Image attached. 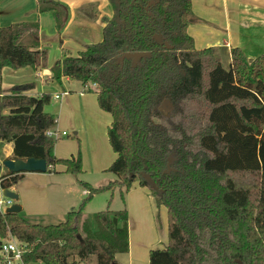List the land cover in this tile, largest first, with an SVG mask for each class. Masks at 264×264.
<instances>
[{
	"label": "trees",
	"instance_id": "trees-1",
	"mask_svg": "<svg viewBox=\"0 0 264 264\" xmlns=\"http://www.w3.org/2000/svg\"><path fill=\"white\" fill-rule=\"evenodd\" d=\"M36 2L60 30L65 5ZM108 2L112 14L101 40L58 59L52 78L79 81L111 114L107 137L116 157L108 171L117 178L99 188L84 183L88 197L57 224L0 212V245L9 235L26 244L25 263L95 257V264H121L116 255L129 247L127 209L99 211L81 225L79 218L95 192L119 187L123 198L136 180L167 210V243L150 249L148 264H264V53L248 59L233 47L225 68L212 47L197 49L187 32L191 0ZM37 28L0 26V142L12 144L14 158H43L46 171L59 172L61 164V172L77 174L80 156L56 157L55 139L46 135L55 124L44 110L49 93L27 94L32 83L7 93L1 87L4 66L44 64ZM129 52L147 55L124 57ZM21 176L0 175V188Z\"/></svg>",
	"mask_w": 264,
	"mask_h": 264
},
{
	"label": "rangeland",
	"instance_id": "rangeland-1",
	"mask_svg": "<svg viewBox=\"0 0 264 264\" xmlns=\"http://www.w3.org/2000/svg\"><path fill=\"white\" fill-rule=\"evenodd\" d=\"M60 2L62 3V0ZM9 3H11L9 0H0V25L10 22L38 23L47 51L45 67L54 66L57 59H61L64 55H76L85 43L100 40L102 37L100 24L102 18H105V12L110 9L108 0H80V5L71 9L65 5L67 29L62 31L63 43L61 44L58 40V31L61 29L57 31L51 12H42V17L39 19L35 11L27 14L28 19L23 12H26L32 4L23 2L12 7ZM19 11L23 14L20 15ZM220 55V53L215 54L227 68L229 63ZM41 70L31 65L19 68L7 66L1 87L4 89L17 84L32 83L31 90L35 93L39 95L49 93L50 101L44 106V110L54 114L56 121L58 119V123L55 121L53 128L67 133L60 138H55L54 155L58 158L79 155L82 171L77 174L61 172L63 166L58 164L55 168L59 172H25L24 176L12 185L13 191L19 196V199L13 200V203L16 202L21 206L19 213L29 222L57 224L66 219L70 209L78 208L88 197L84 183L99 188L117 178L113 172L108 171V167L116 157L107 137L112 116L99 107L95 93L84 91L81 95H86L81 98L77 92L82 87L79 81L63 80V87L51 83L45 84L44 77L36 76L38 71L42 72ZM62 89L70 90L66 94L71 95L76 106L73 111L65 105V94L58 99L54 97L55 94H60ZM1 145L0 162L12 157V155L4 157ZM5 173L7 171L3 169L1 175ZM139 187L134 180L131 188L123 194V198L119 187L98 190L86 200L79 218L81 225L84 220H94V214L99 211L108 208L110 210L127 209L129 248L127 252L116 255L117 261L121 264H148L150 249H162L167 243L166 207L163 204L157 205L154 197L153 199L150 197L148 190H142ZM11 237L9 235L7 238ZM26 264L44 263L30 261ZM77 264H95V257Z\"/></svg>",
	"mask_w": 264,
	"mask_h": 264
},
{
	"label": "crops",
	"instance_id": "crops-1",
	"mask_svg": "<svg viewBox=\"0 0 264 264\" xmlns=\"http://www.w3.org/2000/svg\"><path fill=\"white\" fill-rule=\"evenodd\" d=\"M9 1H11V3L9 4H11L12 7H14L16 4L20 5L23 2L28 4L30 3L32 5L30 8H28L26 12L25 11L23 12L26 13L24 15L27 16V14H31L32 12L37 11V18L40 19L42 17L41 12H38L37 10L36 0H9ZM62 4L66 5L67 7H69V9H71L72 7L74 8L80 5V0H62ZM33 8H35V10ZM191 9H192V19L187 26V32L193 38L194 45L197 49L212 47L214 53L215 54L220 53L221 54L220 56L223 57V59L228 63H230L229 51L233 47L240 48L248 59H253L259 54L264 53V0H191ZM23 13L20 12V15H22ZM111 14H112V9L110 6V9L105 12V18H102V22L100 24L101 35H102V27L106 22V17L109 19ZM12 23L13 22H10L0 26H6ZM66 23L67 21L65 20V23L61 28V31L57 30L59 34L58 40L59 43L61 44L63 43V38L61 37L62 31L63 30L66 31L67 29ZM35 24L38 25V23ZM36 33H37L36 36L37 48L46 49L44 47V41H43L44 38L42 36V32L39 29V25L36 30ZM6 67L7 66H4L1 69V85L3 83V76ZM37 67L42 69L41 70L42 72L38 71L36 76H39L40 78L44 77L45 84L51 83L52 85L55 84L63 87V80L71 81L70 79L64 76L61 77L59 81L53 79L52 78L53 66L45 67V64L41 63L34 66L35 69ZM9 88L10 86L8 88L5 87L2 90L4 91V93H7V90ZM84 88L85 86L82 85L81 89L77 90V92H79L78 93L79 95H81V93L84 92ZM66 92H70V90L62 89L60 94H57L59 97H57L56 99L60 98V96L65 94L64 95L66 96L65 105L69 106L70 110L73 111L76 106L74 105L71 99V95L66 94ZM26 93L39 95L38 93H35L34 90L31 89L26 91ZM84 95L86 94H82L81 98H84ZM56 123H58V119ZM0 144H2L1 146L4 157L12 155L11 143L0 142ZM24 174L25 172L22 173V176H24ZM139 188H142V190L144 189L147 190L146 188L143 187H139ZM10 189L13 190V186H11ZM147 197H149L148 193H147ZM150 197L153 199L151 195Z\"/></svg>",
	"mask_w": 264,
	"mask_h": 264
},
{
	"label": "water",
	"instance_id": "water-1",
	"mask_svg": "<svg viewBox=\"0 0 264 264\" xmlns=\"http://www.w3.org/2000/svg\"><path fill=\"white\" fill-rule=\"evenodd\" d=\"M107 20L108 18H106V21ZM164 45L166 47H171V45L168 42H164ZM145 55L147 54L142 52H129V53H125L124 57L137 58ZM3 169H5L7 172L10 173L45 172L47 169V163L46 160L43 158L29 157L26 159H22V158L8 157L0 162V175ZM0 189L3 196L11 198L14 201L18 199V194L13 190H11L10 188L4 187ZM20 210H21V206L16 202L12 203V205L7 208V212H20ZM77 237L79 238L80 236L77 235Z\"/></svg>",
	"mask_w": 264,
	"mask_h": 264
},
{
	"label": "built area",
	"instance_id": "built-area-1",
	"mask_svg": "<svg viewBox=\"0 0 264 264\" xmlns=\"http://www.w3.org/2000/svg\"><path fill=\"white\" fill-rule=\"evenodd\" d=\"M63 94V93H62ZM59 97L57 94L55 98ZM54 127V126H53ZM51 127L46 131V135L55 139L67 135L65 131H58ZM13 203L11 198L5 197L0 189V212L7 211ZM27 245L17 241L15 238H6L0 245V263L2 264H26L23 260V255L27 251Z\"/></svg>",
	"mask_w": 264,
	"mask_h": 264
}]
</instances>
